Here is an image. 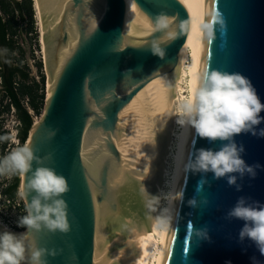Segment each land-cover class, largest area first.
<instances>
[{"label":"water","instance_id":"water-1","mask_svg":"<svg viewBox=\"0 0 264 264\" xmlns=\"http://www.w3.org/2000/svg\"><path fill=\"white\" fill-rule=\"evenodd\" d=\"M37 3L48 98L27 144L43 160L40 166L66 178L70 191L62 198L70 229L30 235L38 248L59 252L46 257L48 264H139L155 211L146 207L142 190L153 193L129 159V141L135 120L149 109L140 106V97L181 61L190 30L189 0ZM160 13L172 21L167 30H155ZM155 47L164 50L163 58L154 54ZM205 67L242 74L264 103V0H203L198 78ZM235 140L244 146L245 162L261 166L256 178H238L242 190L236 191L209 173L198 191L201 176L185 172V164L197 149L218 150L221 142L200 139L190 129L178 190L183 196L176 201L163 264H264L255 244L239 240L244 222L225 218L240 197L264 204V138L241 134ZM192 198L198 207L188 206ZM205 228L209 239L197 240L194 230Z\"/></svg>","mask_w":264,"mask_h":264},{"label":"clouds","instance_id":"clouds-1","mask_svg":"<svg viewBox=\"0 0 264 264\" xmlns=\"http://www.w3.org/2000/svg\"><path fill=\"white\" fill-rule=\"evenodd\" d=\"M172 21L165 13H160L154 22L155 30H167ZM207 37L211 41L212 24L205 25ZM154 54L163 58L164 50L154 48ZM264 103H261L251 81L239 73H228L209 70L205 67L198 78V86L191 100L181 106L176 113V123L194 131L195 136L209 142H221L218 150L199 148L185 164V172L199 174L198 191L208 183L205 178L209 173L214 180L226 179L229 187L241 191L238 178L248 176L255 179L257 169L261 166L248 165L242 158L245 151L242 144L236 143L235 137L251 134L264 138ZM10 141L19 145L16 133L0 136V142ZM37 167H33V165ZM29 144L15 147L3 158H0V177H26L18 191L20 199L26 201L25 215L18 217L16 226L26 229L23 233H13L6 225L0 226V264H48L46 257L55 258L56 249L38 248L30 233L47 231L67 233L68 205L62 198L70 191L66 178L55 169L45 166ZM146 207L155 211L154 205L159 202L158 196L142 190ZM183 193H176L174 199H182ZM207 205L208 201L203 200ZM188 206L198 207L195 198L188 200ZM167 212V210H165ZM226 219L244 222L239 232V240L251 241L261 255H264V204L240 197L227 212ZM173 217L164 214L156 219V227L168 232L172 228ZM193 235L197 240H207V229H195ZM231 264V262H226Z\"/></svg>","mask_w":264,"mask_h":264},{"label":"bare ground","instance_id":"bare-ground-1","mask_svg":"<svg viewBox=\"0 0 264 264\" xmlns=\"http://www.w3.org/2000/svg\"><path fill=\"white\" fill-rule=\"evenodd\" d=\"M32 1L35 11L40 15L37 0ZM189 6L190 30L181 61L171 76L140 97V106L149 109L144 116L135 120L129 141L128 156L131 163L143 174L153 196L159 197L155 205L152 236L140 244L139 264L164 263L172 228L168 232L161 231L156 227V219L170 214L174 222L177 199L172 197L179 190L190 131V128L176 123V113L194 95L201 57L203 0H189ZM41 43L43 47L42 34Z\"/></svg>","mask_w":264,"mask_h":264},{"label":"trees","instance_id":"trees-1","mask_svg":"<svg viewBox=\"0 0 264 264\" xmlns=\"http://www.w3.org/2000/svg\"><path fill=\"white\" fill-rule=\"evenodd\" d=\"M32 0L14 2L13 0H0V47L5 51V60L0 51V89L5 93L0 100V117L3 112H11L15 108L16 119L20 122L19 138L22 144H26L30 131L34 125V117L40 118L43 114L46 102L44 64H37L40 81L31 77V71L25 63L26 52L18 45L17 38L22 24L28 25L29 33L35 34L36 45L40 48L38 33L35 30V9ZM6 96L10 103L6 104ZM28 98L30 108L34 116L23 105V99ZM6 135L0 122V136ZM6 145L0 142V153H5ZM21 184L19 175L14 178L13 185L8 189L9 197L14 198Z\"/></svg>","mask_w":264,"mask_h":264},{"label":"built area","instance_id":"built-area-1","mask_svg":"<svg viewBox=\"0 0 264 264\" xmlns=\"http://www.w3.org/2000/svg\"><path fill=\"white\" fill-rule=\"evenodd\" d=\"M19 1V0H16ZM44 74L47 76L46 68L44 67ZM0 80V85H1ZM6 95L5 93H2L1 98ZM187 95V94H186ZM1 100V99H0ZM11 101L6 96L5 103L9 104ZM23 105L26 107V109L29 111L31 115L34 116V112L30 108L29 99L25 98L23 99ZM8 118H11L12 126L7 125V128L3 129V131L6 133V135H11L13 132L16 133V140L19 141V145L13 144L10 141H5L6 149H5V155H7L10 151H12L15 147L23 145L20 138H19V129L21 127L20 122L16 119V111L14 107H11V112L5 113ZM38 119V118H37ZM15 176L7 177L3 176L0 177V226L6 225L8 230H10L13 233H22L26 229L24 228H18L16 226V221L18 217L25 215V201L20 199L18 196V192L14 198H11L8 196L7 191L8 189L13 185ZM22 180V178L20 177ZM21 185V184H20ZM20 189V187H19ZM18 189V191H19Z\"/></svg>","mask_w":264,"mask_h":264},{"label":"rangeland","instance_id":"rangeland-1","mask_svg":"<svg viewBox=\"0 0 264 264\" xmlns=\"http://www.w3.org/2000/svg\"><path fill=\"white\" fill-rule=\"evenodd\" d=\"M13 1L14 2H22L23 0H19V1L13 0ZM33 9H34V7H33ZM34 20H35V30L38 33L40 48H38V46L36 45L35 34L29 33L28 25L26 23L22 24V26L19 29L17 42H18V45L20 47H22L26 52L25 63L30 68L31 77L36 79L37 81H40V76H39L37 64L42 62L44 64V67H45V55L43 54L44 52H43V47H42V43H41L40 15L37 12H35ZM43 71H44V68H43ZM45 79H46L45 93H46V97H47L48 78L46 75H45ZM1 96H2V92L0 89V99H1ZM34 119H35V122H37L38 119H40V118L37 119V117H34ZM0 121H1V125L3 126V129L4 128L6 129L7 125L12 126L13 120L11 118H8L6 116V114L5 115L2 114ZM4 156H5V153H3V154L0 153V158H3Z\"/></svg>","mask_w":264,"mask_h":264},{"label":"flooded vegetation","instance_id":"flooded-vegetation-1","mask_svg":"<svg viewBox=\"0 0 264 264\" xmlns=\"http://www.w3.org/2000/svg\"><path fill=\"white\" fill-rule=\"evenodd\" d=\"M0 15L4 17L3 13L1 12V10H0ZM0 51H1V55H2L3 59L5 60V56H6V54H5L4 49H2V48L0 47ZM5 113H6V112L4 111V112H3V115H5ZM0 119H1V117H0ZM0 122H1V121H0Z\"/></svg>","mask_w":264,"mask_h":264}]
</instances>
